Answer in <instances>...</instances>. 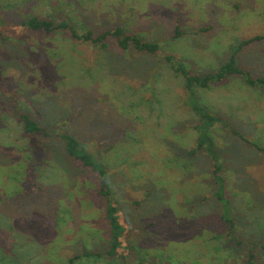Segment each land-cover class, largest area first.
Returning a JSON list of instances; mask_svg holds the SVG:
<instances>
[{
	"label": "rangeland",
	"instance_id": "1",
	"mask_svg": "<svg viewBox=\"0 0 264 264\" xmlns=\"http://www.w3.org/2000/svg\"><path fill=\"white\" fill-rule=\"evenodd\" d=\"M67 21L79 35L121 25L158 41L157 53L109 47L22 24ZM180 37L169 40L176 26ZM264 34V0H0V264H264V87L237 75L196 87L200 104L225 117L211 135L223 164L236 239L214 194V159L187 151L199 114L185 80L165 55L192 73L216 70L241 39ZM264 76V40L237 54ZM18 111L45 134L27 135ZM70 132L101 159L127 227L120 256L105 253L110 225L92 173L69 158Z\"/></svg>",
	"mask_w": 264,
	"mask_h": 264
},
{
	"label": "trees",
	"instance_id": "2",
	"mask_svg": "<svg viewBox=\"0 0 264 264\" xmlns=\"http://www.w3.org/2000/svg\"><path fill=\"white\" fill-rule=\"evenodd\" d=\"M22 24L33 31L40 30L46 33H51L56 28H70L72 30V36L75 39L84 38V40L91 41L95 44H100L104 48L109 47V36H114L116 38L117 45L123 50H127L130 46H133L140 52L155 54L159 51L161 46L158 41L146 40L139 34L125 33L121 25L114 27L112 30H106L96 36H93L94 33L91 30H88L84 35H79L75 31V28L67 21H62L59 24H55L51 18L31 16L22 20ZM181 34L182 30L177 25L175 33L169 37V40L176 39L180 37ZM262 40H264V34H255L253 36L241 39L225 62H223L216 70L203 73H192L182 61L177 60L172 54H167L164 57V59L169 62L173 70L183 76L185 80V87L189 94L190 106L199 114L201 118V123L198 124V138L196 145L189 149L187 153L189 156H195L200 150L204 149L214 159L213 177L217 182V188L214 194L216 199L223 204L222 217L228 223V232L232 240H237L235 224L232 218L230 200L225 196L226 180L222 175L223 164L218 161L219 152L211 135L212 127L215 125V123L219 122L225 127L229 128L230 131L239 134L251 145H257L241 135L237 129L230 126L228 121L225 120V117L213 114L209 111V109L203 107L196 96L195 88L208 87L212 82L219 83L233 75L239 76L244 82L251 86L264 87V76H254L248 69L240 65L237 60V54L240 50H242L245 46L251 45L255 41ZM16 114V117L23 123V127L27 135H34L37 133L45 134V129L39 125L37 120L32 118L28 113L18 111ZM61 137L64 140L65 150L69 158L73 159L77 164L82 166L84 170L92 173L99 181L101 186L100 192L105 198V216L108 219L110 225V246L109 249L105 251V253L100 251H83L81 255H75L70 259V261L73 262L75 259H78L81 256L101 257L104 254L119 257V248H121V244H123V238L127 232V227L121 220L119 203L115 197L114 189L111 186L106 165L96 156V154L89 151L87 145L74 134L70 132H63L61 133ZM260 149L264 151L263 148ZM255 257L256 252L254 247H251L248 252L247 262L249 264H254Z\"/></svg>",
	"mask_w": 264,
	"mask_h": 264
}]
</instances>
